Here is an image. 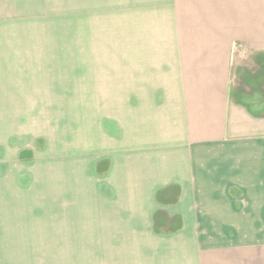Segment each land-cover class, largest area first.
Wrapping results in <instances>:
<instances>
[{"label": "rangeland", "instance_id": "rangeland-1", "mask_svg": "<svg viewBox=\"0 0 264 264\" xmlns=\"http://www.w3.org/2000/svg\"><path fill=\"white\" fill-rule=\"evenodd\" d=\"M185 1L0 0V264H228L248 241L236 264H264V232L184 231L178 187L130 172L155 106L220 64L222 45L177 42Z\"/></svg>", "mask_w": 264, "mask_h": 264}, {"label": "crops", "instance_id": "crops-1", "mask_svg": "<svg viewBox=\"0 0 264 264\" xmlns=\"http://www.w3.org/2000/svg\"><path fill=\"white\" fill-rule=\"evenodd\" d=\"M185 2L175 14L176 24L190 37L177 42L222 45L220 64L195 66L200 83L186 78L185 86L170 95L174 101L149 111V143L144 126L141 136L134 135L144 144L143 150L137 145L135 161L128 157L130 172L137 177V190L178 187L180 209L169 215L184 231L187 224L213 220L224 235L235 236L239 228L247 230L243 234L264 232V0ZM232 43L248 47L237 57H247L244 61L230 63ZM253 245L224 248L222 257L236 264Z\"/></svg>", "mask_w": 264, "mask_h": 264}]
</instances>
